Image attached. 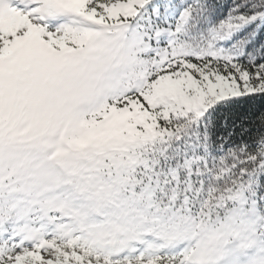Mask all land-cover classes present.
I'll list each match as a JSON object with an SVG mask.
<instances>
[{
    "label": "snow or ice",
    "instance_id": "snow-or-ice-1",
    "mask_svg": "<svg viewBox=\"0 0 264 264\" xmlns=\"http://www.w3.org/2000/svg\"><path fill=\"white\" fill-rule=\"evenodd\" d=\"M0 264H264V0H0Z\"/></svg>",
    "mask_w": 264,
    "mask_h": 264
}]
</instances>
